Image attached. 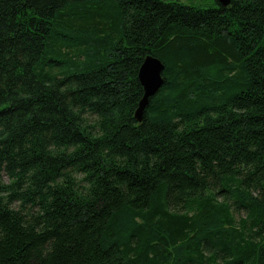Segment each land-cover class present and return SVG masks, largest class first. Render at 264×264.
I'll list each match as a JSON object with an SVG mask.
<instances>
[{"label":"trees","instance_id":"obj_1","mask_svg":"<svg viewBox=\"0 0 264 264\" xmlns=\"http://www.w3.org/2000/svg\"><path fill=\"white\" fill-rule=\"evenodd\" d=\"M217 3L0 0V264H264V0Z\"/></svg>","mask_w":264,"mask_h":264},{"label":"water","instance_id":"obj_2","mask_svg":"<svg viewBox=\"0 0 264 264\" xmlns=\"http://www.w3.org/2000/svg\"><path fill=\"white\" fill-rule=\"evenodd\" d=\"M223 6H228L230 0H218ZM165 65L162 60L152 54H148L141 64L138 72V79L143 86V96L139 101V105L135 111V118L141 121L143 112L149 99L153 96L160 86L163 84V71Z\"/></svg>","mask_w":264,"mask_h":264},{"label":"rangeland","instance_id":"obj_3","mask_svg":"<svg viewBox=\"0 0 264 264\" xmlns=\"http://www.w3.org/2000/svg\"><path fill=\"white\" fill-rule=\"evenodd\" d=\"M186 3H191L193 5H200V6H211L214 4H218L217 0H182Z\"/></svg>","mask_w":264,"mask_h":264}]
</instances>
